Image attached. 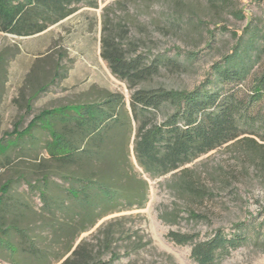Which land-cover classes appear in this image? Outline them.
<instances>
[{
  "label": "rangeland",
  "instance_id": "1",
  "mask_svg": "<svg viewBox=\"0 0 264 264\" xmlns=\"http://www.w3.org/2000/svg\"><path fill=\"white\" fill-rule=\"evenodd\" d=\"M96 2L97 9L79 5L75 13L31 37L0 33V142L31 126L42 113L99 103L108 93L128 99L125 83L100 58L104 25L130 56L181 61L178 68H161L145 86L192 90L230 51L233 34L249 18L264 24L262 0H234L227 9L207 0ZM189 53H195L192 62L185 59ZM31 134L34 141L26 139L10 149L7 162L0 157V186L10 184L6 201H15L18 228L34 244V254L23 252L28 244L10 230L0 243V264H60L81 240L103 254L104 264H195L191 245L175 244L170 232L203 241L215 230L228 235L243 224L246 240L217 264H264V169L234 144L151 179L135 163L131 147L130 152L124 148L127 133L110 142L107 160L82 161V168L57 165L46 151L50 136L38 128ZM82 169L92 172L82 177L106 180L124 194L101 206L76 202L71 183L59 176L72 173L77 178ZM44 174L49 179H41ZM94 193L88 196L95 201ZM105 235H111L110 244L102 248Z\"/></svg>",
  "mask_w": 264,
  "mask_h": 264
},
{
  "label": "trees",
  "instance_id": "2",
  "mask_svg": "<svg viewBox=\"0 0 264 264\" xmlns=\"http://www.w3.org/2000/svg\"><path fill=\"white\" fill-rule=\"evenodd\" d=\"M207 1L211 6L227 9L234 0ZM79 5L98 8L96 0H0V33L16 37L40 34L75 13ZM230 13L240 20L247 19L238 10ZM102 32L100 58L107 63L111 74L125 83L128 99L122 94L108 93L99 103L40 114L31 126L19 132L14 130L0 142L3 162H7L10 149L18 148L26 139L33 142L35 137L31 132L38 128L50 136L52 149L49 146L46 150L49 158L62 167L82 168L85 166L82 161L102 163L112 151L110 142L127 133L124 148L130 152L131 147L135 163L151 179L182 170L200 156L228 143L257 159L264 169L263 23L249 18L242 31L233 34L230 51L210 66L209 74L192 90L145 86L161 68H178L181 61L177 57L149 61L141 54L130 56L111 31L105 30V25ZM194 57L195 53L185 55L191 62ZM91 173L82 169L77 178L72 173L60 175L61 180L71 183L69 189L75 191L77 199L70 192L65 191L66 194L90 207L122 197L124 193L117 185L82 177ZM41 179L49 177L44 174ZM182 183L184 189H191L189 183ZM9 188L8 183L0 186V243L14 230L28 244L22 251L29 249L34 254V244L18 228L17 213L12 210L15 201L13 204L6 201ZM91 191L98 197L95 201L88 196ZM245 230L244 224L228 235L215 230L211 238L203 241H197V235L170 232L168 236L177 245H191L190 258L195 264H217L243 244ZM110 237L104 236L102 248L110 244ZM67 253L60 264H104L103 254L86 240Z\"/></svg>",
  "mask_w": 264,
  "mask_h": 264
}]
</instances>
